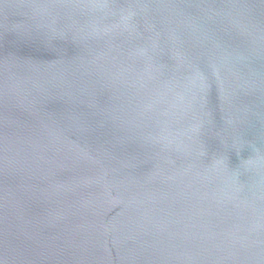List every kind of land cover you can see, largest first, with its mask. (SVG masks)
Segmentation results:
<instances>
[{
	"label": "water",
	"instance_id": "95a60500",
	"mask_svg": "<svg viewBox=\"0 0 264 264\" xmlns=\"http://www.w3.org/2000/svg\"><path fill=\"white\" fill-rule=\"evenodd\" d=\"M0 264H264V0H0Z\"/></svg>",
	"mask_w": 264,
	"mask_h": 264
}]
</instances>
